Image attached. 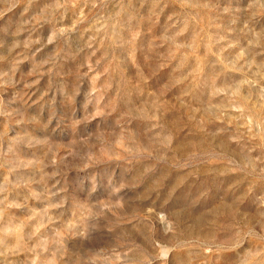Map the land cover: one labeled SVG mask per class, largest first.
<instances>
[{"label": "rangeland", "instance_id": "374dc122", "mask_svg": "<svg viewBox=\"0 0 264 264\" xmlns=\"http://www.w3.org/2000/svg\"><path fill=\"white\" fill-rule=\"evenodd\" d=\"M0 264H264V0H0Z\"/></svg>", "mask_w": 264, "mask_h": 264}]
</instances>
